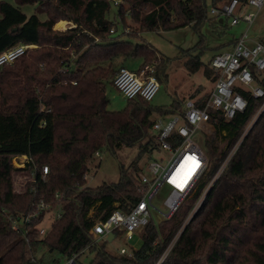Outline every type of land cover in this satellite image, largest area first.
<instances>
[{"label": "trees", "instance_id": "16d2710c", "mask_svg": "<svg viewBox=\"0 0 264 264\" xmlns=\"http://www.w3.org/2000/svg\"><path fill=\"white\" fill-rule=\"evenodd\" d=\"M11 1L0 0V53L19 45L32 47L0 67V264H60L74 255L77 264H264V132H256L257 125L244 135L216 177L263 101L242 89L238 91L247 100L245 111L232 119L219 115L210 121L220 140L203 138L207 167L188 203L157 225L151 218L138 232L141 246L130 254L116 255L98 241L92 244L90 233L97 221L115 210L129 213L141 199L139 174L158 150L151 128L185 103L174 99L170 106L154 107L134 98L119 111L107 109L106 87L113 86L128 61L139 60V70L159 59L153 76L158 82L166 76L164 59L156 49L135 40L136 32L123 39L116 30L130 22L138 32L191 27L202 35L218 17L209 16L207 6L230 0ZM59 21L75 28L53 30ZM208 66L199 61L193 71L204 69L212 82L216 76ZM253 75L264 90V74ZM200 91L189 99H196ZM207 97L202 95L198 105ZM134 146L137 154L130 165H120L118 183L86 186L83 175L96 153L115 155ZM21 156L28 161L16 169L12 160ZM34 166L38 171L33 176ZM43 167L46 181L40 176ZM17 179L23 185L20 191L15 189ZM214 179L187 223L192 207ZM41 199L52 207L61 204V217L39 236L41 214L31 221L26 241L20 239L7 217L28 214L31 204ZM86 253L91 257L84 262L80 259Z\"/></svg>", "mask_w": 264, "mask_h": 264}, {"label": "built area", "instance_id": "2783aa9c", "mask_svg": "<svg viewBox=\"0 0 264 264\" xmlns=\"http://www.w3.org/2000/svg\"><path fill=\"white\" fill-rule=\"evenodd\" d=\"M243 4L259 11L264 4V0H246ZM241 7L242 4L239 0H230L223 5L211 7L210 14L230 19L231 26L237 25L240 21L251 24L257 13H247L240 17L238 13ZM110 33H113V29L110 30ZM250 41L247 32L243 33L235 40L229 51L220 52L213 56L210 66L214 70L216 78L208 97L202 105H198L200 104L198 99L185 101L180 111L173 116L168 119L160 118L154 122L151 134L158 143V150L154 153L153 158L147 162L146 172L149 176L143 175V173L139 174V180L142 184L139 191L142 195L141 199L132 207L129 213L115 210L106 220L97 221L90 231L94 237L92 244L100 239L109 242L107 238L110 234H113V239L120 235L130 241L141 228L149 223L152 218V211L163 219H169L177 211L181 203L192 194L207 167L205 155L194 141V134L197 130L206 133L208 128L212 129L210 121L216 119L219 115L226 119H232L236 114L245 111L247 100L240 94L238 89L248 91L254 99H262L258 115L264 113V90L256 83L253 75V72L256 75L264 74V43L254 42L253 45L249 46ZM31 47L19 45L1 52L0 67L13 63ZM64 69L65 66H62V70ZM150 71L151 69L147 66L139 72L121 68L113 79V87L126 100L140 98L146 102H151L159 90V83L154 76L149 75ZM243 137L235 145L236 147L234 146L236 149ZM158 153H163V156H157ZM99 154L96 153L95 157L97 158ZM230 155L222 163L216 177L221 174L229 162ZM27 161L26 156L15 157L12 164L20 163L21 169H23ZM195 164L198 165V168L194 173L186 181H181V171ZM181 166L182 169H180ZM37 171L38 169L34 166L32 175H36ZM90 172L91 169L88 168L83 175L84 180L87 181V173ZM46 175L47 167H43L40 172L42 181H46ZM214 181L215 179L203 191L199 198L200 203ZM163 185L170 188L164 202L167 208L166 212L158 211L152 206L156 193ZM43 199L37 203L33 202L31 211L28 214L16 218L7 217L12 231L18 232L20 239L26 241V237L32 230L29 228L31 221L38 219L41 214L44 215L53 208H57L55 219L61 217V204L52 207L50 203H45ZM43 215L40 222L43 220ZM37 230L39 236H43L46 231L40 225ZM119 254L125 255L130 254V252L125 248H121ZM76 257L77 255L72 256L65 261V264H77Z\"/></svg>", "mask_w": 264, "mask_h": 264}, {"label": "rangeland", "instance_id": "374dc122", "mask_svg": "<svg viewBox=\"0 0 264 264\" xmlns=\"http://www.w3.org/2000/svg\"><path fill=\"white\" fill-rule=\"evenodd\" d=\"M8 2H12L11 0H7ZM210 5L207 6L208 15L210 16ZM246 9V10H245ZM242 13H238L241 17L247 13H257L256 19L253 21L252 25L247 28L246 23L241 22L236 26L230 25V19L224 20L222 16H218L216 21L212 23L211 26H207V28L202 29V35H199L197 32L194 31L191 27L180 28L172 31L167 32H159V33H145V32H138L136 26L127 22V27L122 29L121 27L116 30L117 34L122 33L123 39L129 38L131 33L136 32V36L138 37L137 40L141 44H150L156 51L158 52L159 58H163L164 63L166 65L165 70V79L159 81V90L156 93L153 100L150 102L154 107H166L170 106L173 101L175 100H183L186 101L189 99L192 93H195L197 90H201L199 95H206L209 93L213 87V81L209 80L204 75V69H200L198 71H193V66L197 62H202L203 65L208 66L210 58L214 55L227 50L229 51L231 45H227L230 41L238 38L241 34L246 32L249 38L254 40H260L264 36V4L259 12L252 7L245 8ZM115 11V8H114ZM27 13V12H26ZM29 14V13H28ZM60 22V21H59ZM221 24L220 26L217 25ZM66 23V27H62V25ZM55 24V23H54ZM57 24V23H56ZM56 24L53 30L56 31H66L69 28H75V26L66 21H61L58 25V29L56 28ZM206 26V25H205ZM72 28V29H73ZM115 30H113L114 32ZM159 64V59L152 65H145L141 69L137 70L140 66L139 60H130L125 64V67L129 70H133L139 72L146 66L151 69L149 75L153 76L155 72V66ZM209 71L213 72L214 70L209 65L207 68ZM152 73V74H151ZM106 96L109 100L107 109L109 111H119L126 105V99L113 87L107 86L106 87ZM175 99V100H174ZM263 114V113H262ZM261 114V115H262ZM264 116V115H263ZM260 115L258 112L256 116L251 120L247 128L244 130L243 135H245L250 128L257 125L255 127V131L258 133L264 132V117L260 122L257 123ZM209 137L213 140L219 141L220 136L216 133V131H212L211 128L207 129V132L204 133L203 131L197 130L194 134V141L195 143L202 148L203 145V138ZM241 139V138H240ZM236 147V146H235ZM233 148L229 159L233 156L236 151V148ZM138 151V146H134L131 148H123L115 153V155L111 154L108 151H103L99 154V156L94 158L93 163L89 166L91 169L90 173L88 174L86 186L88 187H98L103 184H116L119 181V167L120 165L128 166L134 160ZM156 156V155H155ZM157 156H163V153H158ZM145 161H142L144 163ZM141 163V165H142ZM228 164V163H227ZM226 164V165H227ZM16 169H21L20 163L12 164ZM146 165L147 162L143 164V175H148L146 172ZM226 167V166H225ZM224 167V169H225ZM223 169V170H224ZM222 170V172H223ZM221 172V173H222ZM20 179H17L15 182V189L20 191L23 185L20 186L19 183ZM170 192V188L166 185H163L159 191L156 193L153 201L152 206L154 209L166 212L167 208L164 204L165 199L167 198ZM189 200L186 198L182 203H188ZM202 203V202H201ZM200 201L198 200L194 206L192 207L191 211L188 215L191 217L186 221L187 223L191 220L194 216L196 211L201 205ZM180 206V207H181ZM197 210L195 211V209ZM195 211V212H194ZM57 212V208H53L49 212L43 215V220L40 224L41 227L45 228L46 230L50 227L51 223L55 219V214ZM194 212V213H193ZM92 212L90 213V215ZM163 218H161L158 214L152 211V220L154 224L157 225ZM163 221V220H162ZM185 222V224H187ZM139 234V233H138ZM136 234L132 240L128 241L123 236H117L110 242H106L102 239L98 240L100 245H104L105 248L112 252L113 254L118 255L119 250L121 248H125L128 252L137 250L142 241L140 237ZM173 242L169 244V248L165 252L164 256L161 258V262L163 261L164 257H166L168 250L172 247ZM3 252L0 253L2 256ZM91 255L87 253L82 256L80 260L86 262ZM60 264H65L64 260H61ZM161 264V263H160Z\"/></svg>", "mask_w": 264, "mask_h": 264}, {"label": "crops", "instance_id": "0c3cea01", "mask_svg": "<svg viewBox=\"0 0 264 264\" xmlns=\"http://www.w3.org/2000/svg\"><path fill=\"white\" fill-rule=\"evenodd\" d=\"M241 4H242V7L240 8L239 13H242V11H244L245 8H249V7L245 6L242 2H241ZM220 5H222V4H220ZM245 10H246V9H245ZM260 11H261V9H260ZM258 12H259V11H258ZM256 17H257V15H256ZM255 19H256V18H255ZM255 19H254V20H255ZM263 19H264V15H263ZM224 20H225V22H226V20H228V18H226V19H224ZM254 20H253V21H254ZM60 22H61V21H60ZM241 22H244V21H241ZM239 23H240V22H239ZM239 23H238V24H239ZM244 23H246V22H244ZM252 23H253V22H252ZM252 23H251V24H247V23H246L247 28H248L250 25H252ZM238 24H237V25H238ZM217 25L220 26L221 24H218V23H217ZM221 26H222V25H221ZM235 26H236V25H235ZM246 32H247V30H246ZM246 32H244V33H246ZM263 37H264V36H263ZM236 39H237V38H236ZM236 39H234L233 41H230L229 43H227V45H231L230 48H232L233 43H234V41H235ZM250 39H251V41L248 43L249 46L253 45L254 42H260V40H261V39H260V40H254V39H252V38H250ZM225 51H227V50H224V51H222V52H225ZM128 70H129V69H128ZM130 71H132V72H136V71H133V70H130ZM208 94H209V93H207V95H208ZM201 96H202V95L197 94L195 98H196V99H199ZM196 99H188V100H196ZM188 100H186V101H188ZM171 116H173V115H170V116H168V117H166V118H162V119H168V118H170Z\"/></svg>", "mask_w": 264, "mask_h": 264}, {"label": "bare ground", "instance_id": "6f19581e", "mask_svg": "<svg viewBox=\"0 0 264 264\" xmlns=\"http://www.w3.org/2000/svg\"><path fill=\"white\" fill-rule=\"evenodd\" d=\"M62 27L64 28V27H66V23H64L63 25H62ZM183 165V164H182ZM198 168V165L197 164H195V165H193L192 167H189V168H187V169H185V170H182L181 171V173H182V176H181V178H180V180L181 181H186L193 173H194V171L196 170ZM180 169H182V166L180 167ZM138 234V233H137Z\"/></svg>", "mask_w": 264, "mask_h": 264}, {"label": "water", "instance_id": "95a60500", "mask_svg": "<svg viewBox=\"0 0 264 264\" xmlns=\"http://www.w3.org/2000/svg\"><path fill=\"white\" fill-rule=\"evenodd\" d=\"M73 28V27H72ZM72 28H69V29H72ZM68 29V30H69ZM192 219V218H191ZM113 239V234H110L109 236H108V238H107V240L110 242L111 240Z\"/></svg>", "mask_w": 264, "mask_h": 264}]
</instances>
